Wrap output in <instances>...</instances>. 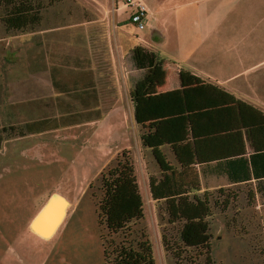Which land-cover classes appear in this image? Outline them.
<instances>
[{"label": "crops", "instance_id": "1", "mask_svg": "<svg viewBox=\"0 0 264 264\" xmlns=\"http://www.w3.org/2000/svg\"><path fill=\"white\" fill-rule=\"evenodd\" d=\"M127 1L0 0V155L41 152L48 148L41 140L59 131L44 124L66 118L75 125L78 109L94 114L83 119L86 127L118 102L131 110L140 148L151 152L141 143L131 90L156 55L158 81L149 94L181 89L184 71L244 104L198 112L197 135L189 140L202 192L233 193L237 201L244 193L258 208L243 224L242 258L235 263L230 252L229 264H264V178L233 182L228 176L240 166L235 161L264 155V0H137L148 10L143 31L131 23ZM122 82H130L128 104L113 93ZM66 87L86 92L67 97ZM13 129L25 135L13 136ZM162 150L176 165L170 146Z\"/></svg>", "mask_w": 264, "mask_h": 264}, {"label": "rangeland", "instance_id": "2", "mask_svg": "<svg viewBox=\"0 0 264 264\" xmlns=\"http://www.w3.org/2000/svg\"><path fill=\"white\" fill-rule=\"evenodd\" d=\"M125 13L120 16L126 18ZM157 81L155 72L152 88ZM67 87L61 91L67 97L84 90ZM129 88L130 82H122L113 93L127 103ZM130 113L128 106L118 102L104 108L103 118L86 127L75 124L77 127L70 128L74 121L59 118L48 128V124L43 125L45 130H59L41 140L48 148L23 156L0 155V264H114L122 246L138 248L145 242L152 247L155 264H209L206 250L185 249L178 244L181 225L170 222L164 202L153 200L150 178H160L161 171L151 152L140 148ZM78 120L84 121L83 114ZM12 133L21 136L16 129ZM123 150L135 166L144 218L114 233L99 216L105 195L102 175L116 166ZM216 191L209 193L217 196ZM54 194L69 202L67 217L52 239L40 238L31 229V222ZM214 198L209 219L213 258L218 264H229L231 252L236 263L243 256L245 218L258 208L250 206L244 193L228 208L216 205Z\"/></svg>", "mask_w": 264, "mask_h": 264}, {"label": "trees", "instance_id": "3", "mask_svg": "<svg viewBox=\"0 0 264 264\" xmlns=\"http://www.w3.org/2000/svg\"><path fill=\"white\" fill-rule=\"evenodd\" d=\"M160 69V61L156 55L151 58V69L144 73L131 90V101L134 109V121L141 127V143L151 154L161 171V177L150 178V192L154 201L164 202L170 222L181 225L178 231V244L185 249L206 250L207 262L214 264L211 247L210 222L212 217L211 199L215 204L222 203L228 208L236 202V195L222 193L211 195L202 192L199 174L195 170V153L189 136L195 137V114L207 112L214 108L244 104L234 97L212 85L204 84L190 73L180 72L181 89L168 93L149 94L151 75ZM76 92V98L82 93ZM87 110V109H85ZM76 124L80 115L74 111ZM100 113H98L99 116ZM93 113L83 114L93 117ZM264 121V117H263ZM28 132H32L28 128ZM23 136L22 133H20ZM170 146L177 164L167 160L162 150ZM264 155H252L250 160L239 159L240 166L228 171L229 180L233 182L249 181L264 178V170L260 171ZM234 162L228 163L229 165ZM104 198L100 203L99 216L110 232L125 231L127 225L144 218V202L140 193L135 166L126 150L122 158L107 175H102ZM114 264H155L152 247L148 242L140 243L138 248L121 247Z\"/></svg>", "mask_w": 264, "mask_h": 264}, {"label": "water", "instance_id": "4", "mask_svg": "<svg viewBox=\"0 0 264 264\" xmlns=\"http://www.w3.org/2000/svg\"><path fill=\"white\" fill-rule=\"evenodd\" d=\"M68 207L69 202L67 199L58 194L52 195L45 204L44 208L32 222L31 229L38 235H41V237H46V235H49L54 231V234L50 237L52 238L65 220ZM47 212L50 213V216H48L46 219L48 222L45 224V227L42 228L41 232H38V230H36L35 224Z\"/></svg>", "mask_w": 264, "mask_h": 264}, {"label": "built area", "instance_id": "5", "mask_svg": "<svg viewBox=\"0 0 264 264\" xmlns=\"http://www.w3.org/2000/svg\"><path fill=\"white\" fill-rule=\"evenodd\" d=\"M124 8L133 10L131 15V23L139 30L143 31L146 28V19L148 15V10L145 4L137 0H128L124 4Z\"/></svg>", "mask_w": 264, "mask_h": 264}, {"label": "bare ground", "instance_id": "6", "mask_svg": "<svg viewBox=\"0 0 264 264\" xmlns=\"http://www.w3.org/2000/svg\"><path fill=\"white\" fill-rule=\"evenodd\" d=\"M48 216H50V213H46V214H44L37 222H36V224H35V227H36V230H38V232L40 231L41 232V230H42V228L43 227H45V224H47V222H48V220H46L47 219V217ZM65 219H66V217H65ZM34 221V220H33ZM32 221V222H33ZM65 221V220H64ZM64 221H63V223H64ZM32 222H31V224H32ZM61 226H62V224H61ZM60 226V227H61ZM59 227V228H60ZM58 231V230H57ZM33 232V231H32ZM38 237H40V238H44V239H49L53 234H54V231L51 233V234H49V235H46V237H41V235H38L37 233H35ZM56 234V233H55Z\"/></svg>", "mask_w": 264, "mask_h": 264}]
</instances>
